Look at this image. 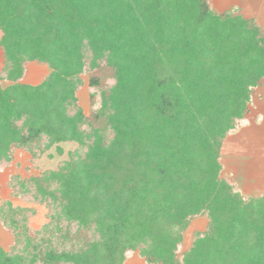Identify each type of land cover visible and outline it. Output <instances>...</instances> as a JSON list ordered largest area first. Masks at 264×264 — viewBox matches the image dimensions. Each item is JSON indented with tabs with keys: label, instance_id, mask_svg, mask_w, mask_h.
<instances>
[{
	"label": "trees",
	"instance_id": "obj_1",
	"mask_svg": "<svg viewBox=\"0 0 264 264\" xmlns=\"http://www.w3.org/2000/svg\"><path fill=\"white\" fill-rule=\"evenodd\" d=\"M0 51V170L15 150L59 157L9 175L10 198L46 222L31 230L33 209L0 198V264H264V195L244 198L219 155L264 87L250 22L206 0H0ZM28 63L50 72L24 84Z\"/></svg>",
	"mask_w": 264,
	"mask_h": 264
},
{
	"label": "rangeland",
	"instance_id": "obj_2",
	"mask_svg": "<svg viewBox=\"0 0 264 264\" xmlns=\"http://www.w3.org/2000/svg\"><path fill=\"white\" fill-rule=\"evenodd\" d=\"M209 9L216 14L229 12L238 15L253 25L264 37V0H206ZM2 54L0 51V69ZM50 72L45 65L28 63L21 82L28 85L40 83ZM76 95L78 104L85 114L88 113L89 97L86 77ZM1 81V84H5ZM66 147V146H64ZM53 158H41L31 161L28 154L15 150L12 161L0 170V198L10 199L13 205L32 208L34 213L28 215L27 225L31 230L38 229L46 222V210L42 205L26 203L10 198L6 187L9 175L27 178L38 173L39 167H52L59 160L54 152H49ZM221 175L233 184L244 198H257L264 195V87L253 89L247 111L242 124L230 131L220 143L219 148ZM207 219L197 217L190 221L183 232L179 251L186 250L196 233L206 229ZM12 243L9 233L0 225V247L8 250ZM123 264H146L136 253H128Z\"/></svg>",
	"mask_w": 264,
	"mask_h": 264
}]
</instances>
